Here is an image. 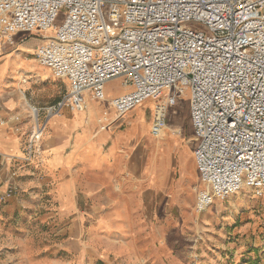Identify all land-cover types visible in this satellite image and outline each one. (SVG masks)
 <instances>
[{"label": "built area", "instance_id": "2783aa9c", "mask_svg": "<svg viewBox=\"0 0 264 264\" xmlns=\"http://www.w3.org/2000/svg\"><path fill=\"white\" fill-rule=\"evenodd\" d=\"M19 33L41 34L35 59L69 83L58 101L31 105L28 160L52 117L107 101L120 79L128 90L110 107L122 117L152 102L157 139L189 93L197 212L244 188L264 203V0H0V49ZM17 189L9 181L0 202Z\"/></svg>", "mask_w": 264, "mask_h": 264}, {"label": "rangeland", "instance_id": "374dc122", "mask_svg": "<svg viewBox=\"0 0 264 264\" xmlns=\"http://www.w3.org/2000/svg\"><path fill=\"white\" fill-rule=\"evenodd\" d=\"M62 20L63 16H60L57 24ZM48 33L53 34L54 31ZM36 36L16 35L15 45L4 44L8 45L5 52L20 51L25 45L35 46L42 35ZM24 54L34 58L27 52ZM26 65L34 66V62H26ZM53 83L56 97H62L68 83L59 80ZM108 84L109 98L111 94L128 90L120 79L111 80ZM172 93L176 94L175 88ZM109 98L105 102L91 99L92 103L90 107L85 106V111L86 114L90 113V109L107 112L109 122H105L102 125L105 128L101 130L109 131V146L116 147L113 159L118 165L125 154L135 160L143 158L151 161L161 160L168 151L176 162L173 172L174 183L178 184V207L171 203V195H168V216L163 223L167 239L172 243L178 241V264H264V203L251 190L244 188L238 193L245 200L240 206L235 207L225 199L221 201V208L210 206L204 212L196 211L200 176L193 156L197 141L190 122L189 93L179 95L177 105L170 109L166 136L162 140L152 138L147 131L152 121V102H145L118 117L110 107ZM135 121L140 130L139 136L133 139L131 133L124 136V132H132ZM173 131L177 132L176 135ZM46 133L47 130L44 136ZM31 172L30 183L24 188L19 183L26 174L18 172L17 191L0 202V224L6 226L2 234L12 247L19 246L23 250L17 264H132L134 256L142 257L145 239L141 230L142 214L135 206L142 190L141 187L132 188L133 181L125 169H105L101 186L106 198L85 201L78 193L80 211L76 212L65 210L62 200L55 193L59 185L55 178L39 169H32ZM132 199H135V205ZM84 203L87 213L82 209ZM95 207L102 212L99 216L93 213ZM231 211L237 220L228 219ZM177 219L178 235L171 231ZM96 223L100 230L87 234L93 236L92 241L99 248L97 257L94 253L86 254L83 247L90 240L84 229H94ZM118 223L128 226V229H119L115 225ZM157 223L155 218L152 226ZM151 239V254L154 255V245L160 244L156 236Z\"/></svg>", "mask_w": 264, "mask_h": 264}, {"label": "crops", "instance_id": "0c3cea01", "mask_svg": "<svg viewBox=\"0 0 264 264\" xmlns=\"http://www.w3.org/2000/svg\"><path fill=\"white\" fill-rule=\"evenodd\" d=\"M27 35L28 37H37L35 33ZM38 43L39 40L36 45ZM36 45L32 47L25 45L26 47H22L20 51L13 52H5L8 45L0 49V116L5 120L4 125L0 127V155L6 157L1 165L0 193L6 189L9 181L16 183L19 181L18 172L26 174L20 180L19 186L22 188L28 186L31 170L39 169L41 172L51 175L59 183L55 193L62 200L65 210L76 212L80 211L78 193L84 197L85 201L106 198L103 197L101 186L105 169L115 167L121 170L125 169L133 181L132 188L139 189L141 187L142 190L139 198H136V205L135 199H132V202L142 214L141 230L145 237L144 251L141 258L134 256L132 264H178V241L172 243L167 239L168 235L165 232V223H163L168 216V195H171V203L178 207V184L174 183L173 172L176 162L170 156V151L161 157V160L151 161H146L143 158L135 160L128 158V154H125L121 164L118 165L113 159L116 147L109 146V131L101 130L103 129L102 125L109 122L108 117L107 120H103V113L106 111L100 113L90 109V113L86 114L85 109L77 112L66 110L47 122V133L43 136L38 150L33 157L27 159L29 137L34 123L30 114L31 105L43 107L58 101L61 97H56L54 80L68 83L67 80L57 79L47 67L36 63L38 62L34 56ZM25 52L34 58L24 54ZM26 62H34V66L26 65ZM51 77L54 79L51 80ZM50 81L51 84H48ZM108 85L107 83L106 91ZM125 92L126 90L123 89L116 94L110 93V98ZM91 103V99H87L88 107ZM150 127L151 123L147 128L151 135ZM166 131L164 136L158 140H162L166 136ZM129 133L133 136L132 139L134 136H139L140 130L137 121L134 122L132 132H124V136ZM172 133L176 135L177 132L173 131ZM151 137L154 138L152 135ZM9 156L12 161L8 158ZM12 172L16 173L15 178L11 177ZM238 193L227 198L228 202L235 207L245 202ZM221 201V199H215L211 207L221 208ZM82 209L87 213L86 203ZM94 209L93 213L96 216L102 213L100 208L95 207ZM2 210L6 211V209ZM229 215V220H237L233 211ZM155 218L159 223L152 226ZM115 225L121 230L128 229V226L120 223ZM5 228L6 226L0 224V264H17L23 250L19 246L12 247L5 240V236L2 234L5 233ZM100 228L96 223L94 229H84L86 237L90 239L83 245L86 254L94 253L97 257V254L100 253L97 244L92 241L93 236L90 233L87 234V232L97 231ZM171 231L178 235V219ZM152 236H156L160 244L159 246L154 245L156 248L154 255L151 254L150 246ZM89 256L92 257V255Z\"/></svg>", "mask_w": 264, "mask_h": 264}]
</instances>
